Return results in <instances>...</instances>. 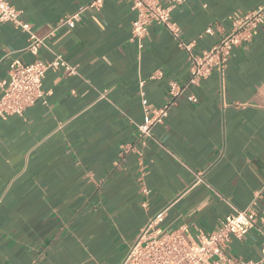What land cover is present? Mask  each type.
<instances>
[{
  "label": "crops",
  "instance_id": "0c3cea01",
  "mask_svg": "<svg viewBox=\"0 0 264 264\" xmlns=\"http://www.w3.org/2000/svg\"><path fill=\"white\" fill-rule=\"evenodd\" d=\"M89 1L10 3L44 36ZM263 3L186 0L171 18L200 53ZM134 17L128 0H105L73 29L47 37L39 58L59 53L75 73L48 70L46 102L0 119V264H117L159 211L166 209L165 230L207 234L246 209L258 191L253 209L264 217V24L232 50L222 72L190 86L154 127L139 179L137 154L119 153L142 122L140 91L160 107L169 83L183 84L189 71L185 52L162 26H150L138 49L130 40ZM209 26L213 34L199 38ZM27 43V32L0 22V78L8 77L12 60L33 59L23 51ZM155 72L161 76L151 79ZM263 246L264 220H258L243 238L231 236L224 252L256 261Z\"/></svg>",
  "mask_w": 264,
  "mask_h": 264
},
{
  "label": "built area",
  "instance_id": "2783aa9c",
  "mask_svg": "<svg viewBox=\"0 0 264 264\" xmlns=\"http://www.w3.org/2000/svg\"><path fill=\"white\" fill-rule=\"evenodd\" d=\"M128 1L131 10L135 12V17L131 21L130 40L135 41L138 49H141L143 47L142 38L150 26L164 27L178 47L185 52L189 71L188 78L183 84L169 83L168 99L160 107L149 105L144 92L140 91L143 108L142 122L136 126L133 141L122 144L119 153L120 156L128 152L137 154L140 179L144 174L142 148L146 141L153 137L154 127L163 123L168 117L172 105L190 86H198L215 70L220 72L224 70L232 50L248 41L252 37L253 31L264 24V3L234 19L227 34L207 50L195 53L193 51L195 40L184 41L181 38L178 24L171 18V10L186 0ZM104 2L105 0H90L87 3L79 4L71 14L60 17L48 34L37 36L32 32L30 25L20 19V11L10 3V0H0V22L11 23L28 33V43L23 51L33 57L28 62H22L19 59L12 60L8 65V77L0 78V119L4 120L12 115L21 116L28 107L37 101L46 102V92L42 84L48 70L63 69L69 74L75 73V67L70 65L61 54L54 53L51 60H42L39 58V51L46 47L47 37L63 27L73 29L80 22L83 13L99 11ZM205 34H213L211 26L207 27L198 37L201 38ZM160 76V72H155L150 78L154 79ZM143 83L144 81H140V86ZM186 97L190 102L196 101V97L191 93H188ZM142 190L148 192L143 186ZM260 193L261 191L256 192L246 209L228 214L220 221L216 230L207 234L202 232L189 234L183 227L170 230L161 228L160 223L166 215V209H163L141 228L122 260L117 264H263L264 246L261 257L256 261L233 259L224 252L225 245L231 236L241 239L255 227L258 220H264V217H259L253 209L256 197H259Z\"/></svg>",
  "mask_w": 264,
  "mask_h": 264
}]
</instances>
